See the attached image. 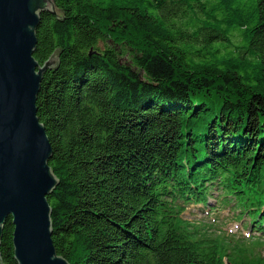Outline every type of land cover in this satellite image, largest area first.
<instances>
[{"label":"trees","instance_id":"1","mask_svg":"<svg viewBox=\"0 0 264 264\" xmlns=\"http://www.w3.org/2000/svg\"><path fill=\"white\" fill-rule=\"evenodd\" d=\"M33 53L69 264H264L183 219L233 200L264 234V0H53ZM125 60H124V59ZM249 225V226H250ZM7 218L0 264L14 258Z\"/></svg>","mask_w":264,"mask_h":264},{"label":"water","instance_id":"2","mask_svg":"<svg viewBox=\"0 0 264 264\" xmlns=\"http://www.w3.org/2000/svg\"><path fill=\"white\" fill-rule=\"evenodd\" d=\"M53 0H0V241L12 219L18 264H69L53 245L47 196L57 186L49 167L52 148L36 100L43 73L33 53L39 15ZM1 260V255H0Z\"/></svg>","mask_w":264,"mask_h":264},{"label":"rangeland","instance_id":"3","mask_svg":"<svg viewBox=\"0 0 264 264\" xmlns=\"http://www.w3.org/2000/svg\"><path fill=\"white\" fill-rule=\"evenodd\" d=\"M210 205V209L202 205H189L183 219L200 232L212 235L228 252L237 247L255 259H264V234L252 231L248 216L241 220L238 218L241 213L233 210V200L222 205L210 199Z\"/></svg>","mask_w":264,"mask_h":264}]
</instances>
